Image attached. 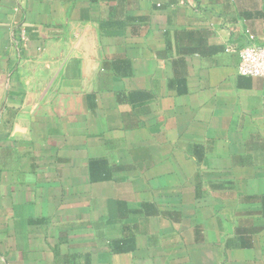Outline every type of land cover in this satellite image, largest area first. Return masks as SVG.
Listing matches in <instances>:
<instances>
[{"label": "crops", "instance_id": "0c3cea01", "mask_svg": "<svg viewBox=\"0 0 264 264\" xmlns=\"http://www.w3.org/2000/svg\"><path fill=\"white\" fill-rule=\"evenodd\" d=\"M264 0H0V264H264Z\"/></svg>", "mask_w": 264, "mask_h": 264}, {"label": "built area", "instance_id": "2783aa9c", "mask_svg": "<svg viewBox=\"0 0 264 264\" xmlns=\"http://www.w3.org/2000/svg\"><path fill=\"white\" fill-rule=\"evenodd\" d=\"M179 2L184 4L185 0H179ZM225 51L237 54L236 71L239 74L264 77V44L257 42L254 35H247L240 46L226 45Z\"/></svg>", "mask_w": 264, "mask_h": 264}]
</instances>
